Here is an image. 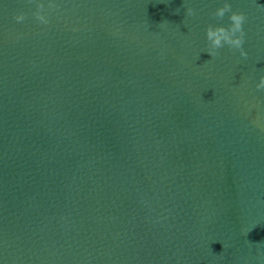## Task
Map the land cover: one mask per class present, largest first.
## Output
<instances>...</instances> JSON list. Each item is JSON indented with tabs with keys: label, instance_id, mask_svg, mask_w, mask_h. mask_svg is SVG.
I'll use <instances>...</instances> for the list:
<instances>
[{
	"label": "water",
	"instance_id": "95a60500",
	"mask_svg": "<svg viewBox=\"0 0 264 264\" xmlns=\"http://www.w3.org/2000/svg\"><path fill=\"white\" fill-rule=\"evenodd\" d=\"M49 2L0 0V264H264V0L246 59L224 0Z\"/></svg>",
	"mask_w": 264,
	"mask_h": 264
},
{
	"label": "clouds",
	"instance_id": "9594fccd",
	"mask_svg": "<svg viewBox=\"0 0 264 264\" xmlns=\"http://www.w3.org/2000/svg\"><path fill=\"white\" fill-rule=\"evenodd\" d=\"M30 2H35V0H30ZM57 5L52 3L51 0L49 2L48 8L55 9ZM44 4L36 2V11L32 13V16L36 21L40 24L47 25L49 23V19L44 14ZM226 14L228 15V19L230 21L228 26L223 25H212L209 24L208 27L205 29L206 40L208 43L207 53L211 57H215L219 54L218 50L223 48L227 45L229 48L234 50H239L240 56L244 57L245 59L248 56V53L244 50V37L245 32L243 29V25L247 20V16L243 12H237L232 10V5L228 0H224V3L221 7H218L211 15L216 20H223ZM187 16H195L196 10L192 7H187L186 9ZM27 19V13L25 12H18L14 16V20L17 23H22ZM257 90H264V76L260 77L259 83L256 85ZM260 118L254 121L257 126L259 124ZM264 131V127L261 128Z\"/></svg>",
	"mask_w": 264,
	"mask_h": 264
}]
</instances>
